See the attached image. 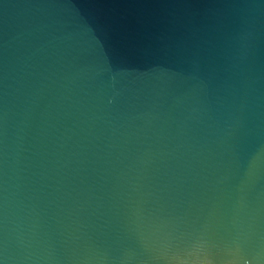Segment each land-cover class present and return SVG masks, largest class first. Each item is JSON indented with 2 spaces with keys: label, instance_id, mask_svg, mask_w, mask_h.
<instances>
[{
  "label": "water",
  "instance_id": "1",
  "mask_svg": "<svg viewBox=\"0 0 264 264\" xmlns=\"http://www.w3.org/2000/svg\"><path fill=\"white\" fill-rule=\"evenodd\" d=\"M0 264H264V0H0Z\"/></svg>",
  "mask_w": 264,
  "mask_h": 264
}]
</instances>
